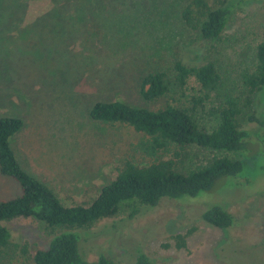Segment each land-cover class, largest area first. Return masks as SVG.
<instances>
[{"label":"rangeland","instance_id":"rangeland-1","mask_svg":"<svg viewBox=\"0 0 264 264\" xmlns=\"http://www.w3.org/2000/svg\"><path fill=\"white\" fill-rule=\"evenodd\" d=\"M204 1L231 6L212 43L181 21L180 11L190 0H0V116L22 122L9 145L21 168L65 205L88 204L124 160L146 161L132 149L139 133L130 126L89 117L94 101L148 108L176 104L208 131L222 95L238 96L236 122L252 141L241 177L219 179L186 200L123 204L115 216L81 230L88 233L82 245L89 260L102 253L115 264H132L143 252L153 264H264V159L257 154L264 147V85L250 92L241 77L254 66L264 0ZM173 58L187 64L212 61L218 88L205 92L189 76L182 95L143 101L139 75L150 65L168 69ZM192 98L200 103L192 105ZM186 155L191 164L202 165L214 156L237 154L190 150ZM18 193L17 182L0 174V200ZM211 204L231 214L230 226L216 228L200 217ZM7 226L11 237L0 264H33L20 245L27 243L29 251L33 244L44 245L48 229L30 221Z\"/></svg>","mask_w":264,"mask_h":264},{"label":"trees","instance_id":"trees-1","mask_svg":"<svg viewBox=\"0 0 264 264\" xmlns=\"http://www.w3.org/2000/svg\"><path fill=\"white\" fill-rule=\"evenodd\" d=\"M231 6H209L204 0H190L180 11L184 25L197 32L200 39L216 41L231 14ZM151 25V29H156ZM254 66L242 73L243 83L250 92L264 85V23L260 39L254 47ZM192 76L205 92L218 88L219 72L212 61L187 64L172 59L168 69L150 65L137 81V91L143 101H154L166 95H182L187 77ZM191 104H199L195 98ZM248 103V102H247ZM238 96L226 91L217 110V121L208 131L203 130L191 116L188 108L169 104L148 108L121 100H96L88 115L94 120L121 123L139 133L132 149L146 161L134 163L124 160L115 176L101 186L97 195L86 205L63 204L53 190L34 178L19 165L9 145V138L21 127V119L0 116V174L9 176L19 186L14 197L0 200V256L11 237L10 221L38 222L50 232L44 245H20L23 254H29L33 264H115L105 254L95 259L85 257L82 242L94 222L117 214L123 204L153 206L162 198L186 200L209 191L222 178L241 177L249 161L246 130L238 127ZM248 119H253L248 115ZM190 150H211L236 153V157L214 156L204 164H191ZM173 156L167 158V154ZM243 154V156H242ZM264 159V147L257 153ZM261 169L264 170V163ZM202 193V194H201ZM200 217L216 228L232 224V216L220 204H211ZM180 238V236H177ZM176 246H182L177 241ZM132 264H153L143 253L137 252Z\"/></svg>","mask_w":264,"mask_h":264}]
</instances>
